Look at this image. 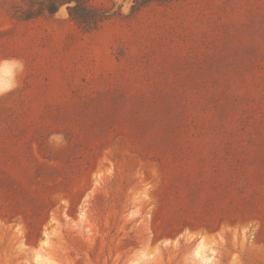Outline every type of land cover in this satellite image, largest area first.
<instances>
[{"label": "rangeland", "instance_id": "374dc122", "mask_svg": "<svg viewBox=\"0 0 264 264\" xmlns=\"http://www.w3.org/2000/svg\"><path fill=\"white\" fill-rule=\"evenodd\" d=\"M88 3L0 0V264H264V0Z\"/></svg>", "mask_w": 264, "mask_h": 264}, {"label": "trees", "instance_id": "16d2710c", "mask_svg": "<svg viewBox=\"0 0 264 264\" xmlns=\"http://www.w3.org/2000/svg\"><path fill=\"white\" fill-rule=\"evenodd\" d=\"M59 2H74L75 5L69 8L70 17L86 32H93L99 29L101 24L108 21L112 15L105 9L94 8L88 0H57ZM150 0H134L133 11H138ZM50 14L55 9L49 8Z\"/></svg>", "mask_w": 264, "mask_h": 264}, {"label": "clouds", "instance_id": "9594fccd", "mask_svg": "<svg viewBox=\"0 0 264 264\" xmlns=\"http://www.w3.org/2000/svg\"><path fill=\"white\" fill-rule=\"evenodd\" d=\"M132 2L134 3V0H132ZM129 10H131V6H129ZM121 11H123V4H121ZM5 62L12 63L20 71H23L24 64L22 60L13 58L11 61H0V63H5ZM16 86H17V82L14 79L5 80L2 84H0V95L5 94L6 92L12 90Z\"/></svg>", "mask_w": 264, "mask_h": 264}, {"label": "bare ground", "instance_id": "6f19581e", "mask_svg": "<svg viewBox=\"0 0 264 264\" xmlns=\"http://www.w3.org/2000/svg\"><path fill=\"white\" fill-rule=\"evenodd\" d=\"M197 255L201 258L202 261L204 260L201 248L197 251Z\"/></svg>", "mask_w": 264, "mask_h": 264}]
</instances>
